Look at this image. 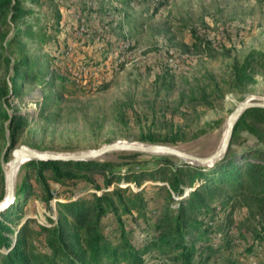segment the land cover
Instances as JSON below:
<instances>
[{"label":"rangeland","instance_id":"rangeland-1","mask_svg":"<svg viewBox=\"0 0 264 264\" xmlns=\"http://www.w3.org/2000/svg\"><path fill=\"white\" fill-rule=\"evenodd\" d=\"M18 2L33 12L13 16L8 5H0V47L7 46L14 50L17 47L25 54L22 59L16 60L18 55L15 53L8 64L0 60V88L5 82L8 92L6 100L0 97V180L4 192L5 167L14 146L80 153L114 141L160 143L197 156H206L218 147L227 117L237 104L245 99H264V0H104V10H98L97 0ZM115 7L120 9L114 11ZM111 23L112 26L120 23L116 30L121 31L123 37L114 38L115 29L112 30ZM81 24L86 29L80 33ZM92 25H97L96 30H100L98 33L96 31L97 35L89 36ZM16 28L29 33H16ZM106 29L107 33L103 34L102 30ZM14 33L19 37V43L25 45L23 49L17 46V41L12 40ZM128 41L132 47L127 59L118 69H113V63L123 50L121 45ZM68 48L71 53L64 54ZM249 54H252L254 66L237 74L234 64L238 62L240 68ZM164 58H177L181 63L180 68L172 71L164 63ZM41 59L50 60V68L56 66L68 73V65L87 61L93 66L82 77L84 82L77 83L83 89L74 87L75 90L71 91L66 87L60 90L49 86L46 82L48 77L43 81L39 79L40 70L44 71L47 66V62L39 66ZM15 60L18 71L10 80ZM165 69L174 73L160 76ZM33 75H37L38 79H34ZM182 78L194 81L190 85L198 83L204 87L209 97L214 86L220 89L212 105L199 110L200 118L191 128L178 130L177 125L184 123L180 110L185 109L180 106L173 116L176 123L172 122L170 115L176 101L173 98L177 99L175 97L182 91L186 92L194 86H179ZM104 80L108 81L107 84L96 88ZM171 81L175 82L172 92L166 93L162 88L157 91L158 85ZM57 84H61L60 80H57ZM153 110L160 112H151ZM12 114H19L22 119L15 130L14 143L9 146ZM8 115L11 116L8 118ZM169 121L176 126H172V129L167 127ZM240 124L236 128L234 141L249 145L259 143ZM262 130L264 133V123ZM152 136L167 142H150L148 139ZM261 143L264 152V141ZM241 146L235 144L232 148L238 150ZM252 156V159H256V155ZM158 157H168L179 164L197 165L174 155L133 150H109L83 160H89L91 166L98 167L103 162L109 163L115 169L109 188L128 187L145 199L149 208L159 209L167 189L163 185L166 182L150 176V170L157 164L154 159ZM261 158L264 161V153ZM25 162L19 165L13 180L15 193L23 188V194L17 199L16 210L5 217L4 222L11 227L8 231L11 244L17 238L26 241L30 261L39 264L40 255L47 252L45 237L51 235L52 228L60 223L62 231L70 234L66 223L72 225L76 222L67 202L77 196L88 197L94 192L99 194L105 189L102 182L105 174H94L95 181L101 186L95 188L92 181L84 178L58 180L45 168L41 180L52 193L49 201L45 202L41 196L46 190L41 189L33 167ZM60 168L73 171L63 163ZM133 170L136 173L144 170V174L139 175V186L124 179ZM191 188L185 186L182 196H186ZM70 192L72 198L68 195ZM210 202L206 198V203ZM171 204L176 206L173 202ZM137 208L139 206L130 205L128 215H134ZM223 215L226 216V213ZM244 217V208L234 210L232 222L218 229L216 237H223L222 247L228 242L231 248L249 252L245 248L252 230L246 228L248 221ZM250 220L252 225L254 221ZM224 221L228 220L225 218ZM103 222L106 223L104 232L113 235L114 232L109 231L116 224L112 214H106ZM91 225V219H88L86 228ZM239 230L246 232L244 238L237 235ZM226 232L231 237L229 241L225 240ZM70 245L72 249L76 246L72 238ZM9 249L0 247L2 252ZM153 264H172V261L163 258Z\"/></svg>","mask_w":264,"mask_h":264},{"label":"trees","instance_id":"trees-1","mask_svg":"<svg viewBox=\"0 0 264 264\" xmlns=\"http://www.w3.org/2000/svg\"><path fill=\"white\" fill-rule=\"evenodd\" d=\"M97 2L99 3L98 10H104V4H102L104 0H97ZM0 5H8L13 16H24L33 12L31 8L22 6L18 0H0ZM119 9L115 7L114 11ZM27 25L29 24L27 23ZM119 25L120 23L117 26H112L111 23L110 26L113 31L115 29V33H113L115 39L123 37L121 31L116 30V27H120ZM19 29H15L16 33L21 31ZM96 29L97 25H92L89 36L97 35L100 29ZM107 29L106 31L102 30V33L106 34ZM21 32L26 35L29 33L27 30ZM14 36L16 37L14 38ZM18 38L14 33L12 40L17 41V46L23 49L25 45L19 43ZM15 48L14 50L7 46H1L0 60H4L8 64L15 53L18 55L16 60L22 59L25 56L24 51L21 53L17 47ZM251 55L245 57L240 68L238 62L234 64L237 74L246 68H252V65L254 66ZM16 60L12 64L13 71L9 76L10 80L13 78V74L17 75ZM46 62V59L39 60V66ZM49 62L50 60H48L44 71L40 70V80L43 81L48 77L46 82L49 86L51 88L58 87L60 90L66 87L71 91L75 90L74 87L81 88L68 72H62L56 66L50 68ZM173 73L169 69H165L160 72V76ZM33 76L34 79H38L37 75ZM57 80L61 82L59 86ZM179 81L182 83H178V85L182 87L194 85H190L194 81L185 78ZM107 82L103 81L96 88L104 86ZM174 86V81L169 84L162 83L158 85L157 91L162 88L166 93L167 91L172 92ZM218 89H220L218 86H214L209 97L207 90L196 83L186 92L182 91L179 96L175 97L177 99L173 98L176 101L170 115L172 122H175L173 116L180 106L185 109L180 110L184 123L181 126L177 125L178 130L189 129L198 121L201 114L199 110L212 105L217 97ZM7 94V85L4 82L0 88V97L6 100ZM151 112L160 111L153 110ZM160 115L163 116V114ZM10 116L8 115V118ZM12 116L9 124L11 127L9 146L14 143L15 130L21 125L22 119L19 114H12ZM249 118L251 121H248ZM172 122L169 121L167 127L172 129V126H176ZM263 123L264 108L246 109L235 122L225 155L215 162L209 171L193 164L175 163L168 157L155 158L154 161L157 164L150 170V176L154 180L166 182L163 185L167 189L164 195L166 201L163 197V201L159 203V209L149 208L146 200L128 187L109 188V184L112 183L111 175L115 171L109 163L103 162L98 167L91 166V161L83 159L67 161L28 159L25 163L33 167L36 177L39 178L41 189L46 190L41 196L45 202L49 201L52 194L47 188V184L41 180L42 170L45 168H48L52 176L58 180L84 178L92 181L95 188H101V186L95 181L94 174L99 173L103 176L105 174L102 181L105 189L99 194L94 192L88 197L77 196L75 198H72V192L68 194L72 198L67 202L68 209L74 214L76 222L72 225L66 223L67 230H71L70 234L62 231L60 223L52 228L51 235L45 237L47 252L40 255L39 264H153L163 258L171 260L173 264H264V161L261 160L264 152L260 147L262 146L261 141H264V133L263 130L261 131ZM238 124L245 127L259 143L249 145L235 142ZM148 140L150 142L158 140L167 142L156 136H152ZM235 144H241V149L234 150L232 146ZM252 155H256V159H252ZM62 163L68 165L73 171L69 168L61 169L60 164ZM141 171L136 173L133 170L130 175L126 174L124 179L139 186L141 184L140 176L144 174V170ZM185 186L193 187L188 191L187 197L182 196ZM22 192L23 188H19L16 191L15 201L0 212V247H10L6 252L0 251V264H34L30 261L31 255L29 256L26 252L28 251L26 241L17 238L11 244L12 238L8 233L11 227L4 222V218L16 210L15 204L23 194ZM3 195L4 186L0 180V200ZM206 198L212 202L206 203ZM172 202L176 204L175 207L171 204ZM130 205L139 206L137 212H134L132 216L128 215ZM227 206H229L228 209ZM242 208L246 211V217H244L248 221L245 224L246 228L252 230L248 246L245 248L246 251H249L247 253L243 250L239 251L235 247L231 248L228 242L225 247H222L223 237H216L219 228L232 222L233 211H239ZM224 212L226 216L223 215ZM108 213L112 214L116 223L112 229L109 228V231L114 232L110 236L109 233L104 232L106 223L103 222V218ZM222 215L228 221L225 222ZM88 219H91L92 225L86 228ZM250 219L254 221L252 225ZM245 234V231L240 230L237 233L241 238H244ZM71 238L76 243L74 249L70 245ZM138 239L141 241L138 242ZM226 239L227 241L231 239L227 232L225 233Z\"/></svg>","mask_w":264,"mask_h":264},{"label":"water","instance_id":"water-1","mask_svg":"<svg viewBox=\"0 0 264 264\" xmlns=\"http://www.w3.org/2000/svg\"><path fill=\"white\" fill-rule=\"evenodd\" d=\"M251 107L264 108V99H245L237 104L227 117L226 127L218 147L206 156H197L181 151L173 146L160 143L143 144L132 142L120 143L114 141L80 153L42 151L26 145L14 146L11 149V157L8 162L7 174L5 176V192L2 199L0 200V212L5 210V208H7L16 199L13 180L17 168L21 163H23L22 159H25V161L32 158L37 160H82L96 157L109 150H133L150 154L163 153L174 155L208 169L225 155L232 136L235 122L246 109Z\"/></svg>","mask_w":264,"mask_h":264},{"label":"built area","instance_id":"built-area-1","mask_svg":"<svg viewBox=\"0 0 264 264\" xmlns=\"http://www.w3.org/2000/svg\"><path fill=\"white\" fill-rule=\"evenodd\" d=\"M73 15H79L78 13H73ZM82 16V15H80ZM81 20H83V18H81ZM85 28V25L81 24L79 26V30H80V33L82 31H84ZM130 43L129 41L128 42H124L123 45H121L122 49L123 50H126L128 51L125 52V51H121L119 56L116 58L115 62L113 63V69H118V66L122 63V62H125V60L127 59V55L129 54V48H130ZM132 47V46H131ZM71 51H70V48H68L67 50H65L64 54H70ZM167 56V53H165L164 57ZM164 63L170 68L172 69V71H175L177 69L180 68V65L181 63L179 64V60H177V58H174V59H165L164 58ZM93 65L90 64V62H82V63H79V64H76L74 66H71V65H68V71H69V75L70 77L74 80L75 83H83L84 80L82 79V77L85 76V72L86 71H90V69L92 68ZM110 73H113V71H111ZM110 77V74L108 75V78ZM102 79H106L105 77H102ZM105 81V80H104ZM138 242H140L141 240L138 239L137 240ZM173 264V263H172Z\"/></svg>","mask_w":264,"mask_h":264},{"label":"bare ground","instance_id":"bare-ground-1","mask_svg":"<svg viewBox=\"0 0 264 264\" xmlns=\"http://www.w3.org/2000/svg\"><path fill=\"white\" fill-rule=\"evenodd\" d=\"M23 162H25V159H22ZM8 165L5 167V172L7 174Z\"/></svg>","mask_w":264,"mask_h":264}]
</instances>
